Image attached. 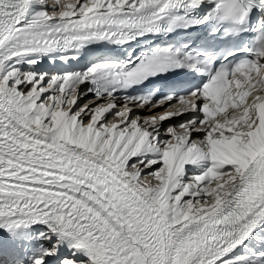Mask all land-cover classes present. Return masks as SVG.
<instances>
[{"label":"snow or ice","instance_id":"snow-or-ice-1","mask_svg":"<svg viewBox=\"0 0 264 264\" xmlns=\"http://www.w3.org/2000/svg\"><path fill=\"white\" fill-rule=\"evenodd\" d=\"M0 264H264V0H0Z\"/></svg>","mask_w":264,"mask_h":264},{"label":"bare ground","instance_id":"bare-ground-1","mask_svg":"<svg viewBox=\"0 0 264 264\" xmlns=\"http://www.w3.org/2000/svg\"><path fill=\"white\" fill-rule=\"evenodd\" d=\"M119 103H120V101H119ZM142 114L143 115H148L149 113L148 112H144ZM109 118L111 119V117H109ZM178 122H179V118L171 121V123H178ZM167 126H168V122L165 123V127H167Z\"/></svg>","mask_w":264,"mask_h":264}]
</instances>
